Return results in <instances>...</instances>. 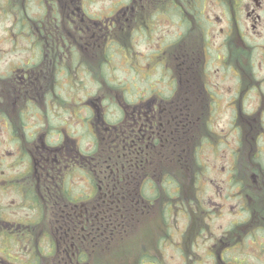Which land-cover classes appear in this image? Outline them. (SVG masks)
Segmentation results:
<instances>
[{
	"label": "flooded vegetation",
	"instance_id": "flooded-vegetation-1",
	"mask_svg": "<svg viewBox=\"0 0 264 264\" xmlns=\"http://www.w3.org/2000/svg\"><path fill=\"white\" fill-rule=\"evenodd\" d=\"M201 1L205 5V0ZM214 1L222 8L221 17L214 20L203 14V7L195 16L193 0H187L185 6L182 0H127L112 5L105 14L93 13L84 0H30L26 19L9 15L11 32L25 37L29 44V60L0 75V117L6 120L14 111L11 106L20 103L31 111V118H36L26 125V192L19 190L20 186L16 192L25 202L28 197V205H23L27 211L39 209L34 202H41L43 225L33 237L30 231L35 232L39 226L34 224L36 219L17 222L29 232L21 236L13 230L5 237L27 240L29 250L24 256L28 261L44 262L50 256L58 264L94 261L108 256L105 248L113 237L118 240L117 235L127 242L128 261L124 264L140 257L141 264H162L165 246L171 247L174 239L171 249L184 261L191 259L186 245L199 236L210 245L211 264H255L256 255L249 261L241 252L249 228L254 230L252 240L264 256L263 164L251 167L250 174L243 175H249L246 181L242 180L235 167L239 159L236 148L232 152L235 163L224 180L231 187L226 193L210 196L206 176L199 180L198 190L192 188L195 132L202 128L199 118L207 99V112L212 111L213 103L230 100L237 139L240 144L245 141L251 145L249 160L252 156L253 160L259 158V141L264 138V126H253L247 118L251 112L247 113L243 105L250 96L264 101V0ZM153 5L158 14L180 15L172 39L164 37L165 43L153 50L160 53L153 67L157 77L153 80L144 73L150 82L141 92L133 95L127 90L117 97L121 111L114 122L104 120L100 98L83 102L74 96L70 108L62 114L58 107L66 102L62 92L69 85L64 76L79 69L80 75L81 71L89 75L83 67L84 58L99 62L112 59L109 53L113 50L114 29L123 30L137 12ZM93 52L98 54L96 58ZM213 76L221 77L224 87L220 91L212 85ZM227 81L232 85H225ZM162 84L167 86V93ZM57 100L62 105L55 107ZM83 112L89 113L85 119ZM82 124L99 138L85 148L80 143ZM251 133L257 136L247 140ZM163 170L170 171L171 190L162 189ZM71 177L83 181L84 189L81 184L67 183ZM8 179L15 189L17 179ZM33 187L35 191L28 192ZM178 194L184 195L179 201ZM230 201L233 204L227 205ZM157 210L171 213L170 217L176 224L182 221L183 227H168L163 237L154 240L151 260L148 254L131 253L128 245L140 233L133 229L135 222L136 227H144L147 217ZM226 213L232 214L228 227L206 226L208 220L211 223ZM118 219L122 231L114 232L120 226ZM0 222V232L11 225L7 218ZM41 240L47 247L39 250ZM18 260L0 253V264Z\"/></svg>",
	"mask_w": 264,
	"mask_h": 264
},
{
	"label": "rangeland",
	"instance_id": "rangeland-1",
	"mask_svg": "<svg viewBox=\"0 0 264 264\" xmlns=\"http://www.w3.org/2000/svg\"><path fill=\"white\" fill-rule=\"evenodd\" d=\"M127 0H85V5L88 6V9L92 10L93 13L105 14L107 9H113L112 5H116V3L122 4ZM186 4L187 0H183ZM15 3V2H14ZM189 3V1H188ZM14 6L11 2L0 1V75L5 74L14 68L15 65L20 64V62H26L29 60L28 48L29 44L25 37H20L14 32H11L9 28L10 18L9 15L14 9ZM33 9L34 7L31 6ZM203 7V14L207 15L210 19L214 20L215 18H220L222 13V8L219 4H217L214 0H205V5ZM194 8H195V16L196 12L199 8V1L194 0ZM146 11H139L136 13L135 18H130L131 20L128 22L127 26H124L125 39L122 41L117 35L115 31H113V38L116 41L123 44L122 47L119 46L120 51L114 52L113 59H110V64L108 67L103 65L102 71L98 68L99 61L88 60L86 58L83 59L85 62V66L90 69L97 70L99 74H102V77L108 80V83L112 88L115 89L116 86H121V89L116 90H107L108 93H103L104 95H108L105 97L102 92L98 90V78L95 73V77L92 75H84L80 69L75 73H72L68 76H64L68 79L69 85L64 87L62 92L63 96H65L66 102H63L61 108V113L63 114L64 110L70 108V101L74 96H77L81 101L87 99L100 98L101 100H107L102 104V111L104 118L108 123L114 122L117 117L116 107L114 108L111 100H109L111 94H119L122 92L123 86H125V91H129L130 94H135L141 92L143 88L147 86V83L150 82L149 79H146L142 73L149 74L150 79H155L157 77L156 72L153 67L155 64V57H158L160 53H154L153 50L159 47L161 43H165L164 37L167 40L172 39V34L178 29V19L174 15H170L168 13L158 14L156 11V7L153 5L150 8H145ZM193 15V14H192ZM194 16V15H193ZM194 16V17H195ZM122 27V26H120ZM115 35V37H114ZM117 37V38H116ZM119 38V39H118ZM193 38L196 39V33H193ZM118 39V40H117ZM120 43H118L120 45ZM123 48H126L124 50ZM122 49V52H121ZM152 51V52H150ZM98 54L96 52L92 53V57H97ZM111 58V54L109 56ZM157 60V58H156ZM109 63V61H108ZM216 64V63H215ZM100 70V71H99ZM211 70V69H210ZM212 71V70H211ZM102 72V73H101ZM81 81L76 85V81L79 79ZM90 77V79H89ZM102 78V79H103ZM75 80V81H74ZM72 81V82H71ZM104 81V79H103ZM221 77L213 76L212 77V85L218 86L215 88L217 90H221L222 86ZM163 85V84H162ZM225 85H232L231 81L225 82ZM162 89L167 93V86L163 85ZM124 94V93H123ZM122 94V95H123ZM226 100H220L217 103H213L212 111L207 112L206 103L205 112L199 120L202 122V130L205 127V131L202 133L199 132L198 138L200 142V146L197 150V158L199 162L202 164V175L206 176V189L209 190V195L213 196L214 192L226 193L229 185L225 183V177L227 176L229 168H233V159L232 154L233 151H236L239 154L238 165L235 163V167L240 171L242 175L240 178L246 181L247 177H244V174H250L249 165L252 163L254 166L262 167L264 165V138L261 139L258 151L259 157L258 159L261 162H257L253 160V156L251 157V163L248 159L250 157L251 145L246 143L245 141L240 144V139H237V131L235 129L232 110L229 106L232 105L228 98ZM57 103H54L55 107L58 105H62V102L57 100ZM209 101V100H208ZM66 104V105H65ZM244 108L247 113H250L247 117L253 126L261 127L264 126V101H257L253 98V96L248 97L244 103ZM113 106V107H112ZM13 108V113H11L6 120H2L0 117V221L4 218H7L8 221H11V225L7 227H3L0 232V253H8L11 256L19 257L21 260L12 261V264H30V262L25 258L24 254L28 253L29 247L26 245L27 240L24 238L23 240L14 238L7 239L5 236L14 233L25 236L29 230L26 229L25 225H17V222L25 223L26 221H35L34 224L37 223V229L30 231L33 234V237L36 236L42 227V221H40V217L42 216L41 212L32 210L27 211L23 205H28V197L21 200V193L16 192V187L20 186L18 189L21 191H25L24 185L26 181L29 179V174H27V162L24 158L23 152L25 150L28 151V138L27 137V124H30L32 120H36V118H31L32 113L28 109L26 110L20 103L17 106H11ZM261 110V115L257 114V110ZM0 111H3L0 108ZM18 116H14V114ZM85 113L82 114V116ZM251 115V116H250ZM67 116V114H64ZM41 118V116H38ZM23 122H25L23 124ZM34 125V124H33ZM83 128V124H82ZM81 128V132H79L81 136V148H85L89 146L90 138H88V132L86 128ZM255 134H249L246 139L251 140V136ZM257 136V135H255ZM207 137V139H205ZM53 138V137H52ZM88 138V139H87ZM235 157V155H234ZM256 157V156H255ZM254 157V159H255ZM262 166H261V165ZM252 170V169H251ZM21 175V179L19 178ZM8 177H12V179H17L15 183V189L13 185H11ZM15 177V178H14ZM67 183L79 185L81 184V189H84V182L80 181L78 178H68ZM226 187V188H225ZM231 188V187H230ZM35 188L33 187L28 192H34ZM28 194V193H27ZM232 195L231 191L230 194ZM27 196V195H26ZM29 196V195H28ZM30 196H33L30 194ZM29 196V197H30ZM180 199H178L179 201ZM25 202V203H24ZM22 203V205H21ZM233 201L227 202V205H232ZM170 214L164 215L162 211L157 210L154 215H149L147 218L146 225L144 227H135L134 230H139L140 238H136L128 247L132 252L140 254H148L151 260H154V256L151 254L154 249V240L159 237H163L165 233V229L170 227L171 229H176V227L182 228V221H177L173 217H170ZM217 216V215H216ZM232 218V214L226 213L223 217L217 219L215 218L211 223L209 220L207 221V227H219L223 226L224 228L228 227L230 223H228ZM0 222V226H1ZM140 225V224H139ZM185 225V224H184ZM249 238L244 239L241 242V252L242 256L246 257L249 261L250 258L256 255L257 260L253 262L255 264H264V256L261 255V248L258 243L253 241L252 233L254 230L249 228L246 230ZM36 233V235H34ZM42 233V232H41ZM244 237V236H243ZM197 239V241H196ZM202 237L194 236L191 242H188L186 247H188V251L191 257L184 261L180 260V254L176 255L172 251L173 241H171V247L165 246L166 251L164 257L161 258L163 260L162 264H211V258L209 259V255L211 253L210 245L208 243L205 244V241L201 240ZM39 250L47 247L46 242L40 241ZM123 241H119L109 247L106 253H109L108 258H101L91 262V264H123L124 261H128L127 258L123 256V249H117L115 247L120 246ZM196 244V246H194ZM199 244V245H197ZM45 245V246H44ZM32 250V247H30ZM113 250V251H112ZM48 253V249L46 250ZM151 252V253H149ZM208 254V256H206ZM260 259V260H259ZM136 264V261L130 260L127 264ZM44 264H58L55 263L49 257L48 261L43 262ZM35 264V263H34ZM86 264H89L87 262Z\"/></svg>",
	"mask_w": 264,
	"mask_h": 264
},
{
	"label": "trees",
	"instance_id": "trees-1",
	"mask_svg": "<svg viewBox=\"0 0 264 264\" xmlns=\"http://www.w3.org/2000/svg\"><path fill=\"white\" fill-rule=\"evenodd\" d=\"M1 1V0H0ZM4 2H11V4H13L14 6H12V8L14 9L10 14H12V15H14V16H16L17 17V19L18 20H20V19H26L27 17H28V11H29V8H28V2L30 1V0H3ZM15 2V3H14ZM27 5V6H26ZM117 38V37H116ZM119 39V38H118ZM117 39V40H118ZM121 39V38H120ZM122 40V39H121ZM123 41V40H122ZM117 44L118 43H120V42H116ZM119 45V44H118ZM120 47H122L123 46V44L122 43H120V45H119ZM106 55V54H105ZM98 68H100V70L102 71V68H103V64L101 65V67H99V66H97ZM88 69V71H87V73L88 74H90V75H92L93 77H95L94 75H95V73L97 74V77L96 78H98V90H99V92H102V94L103 93H108L107 92V90H111V91H113V90H116L117 92H118V89H121L122 87L121 86H116L115 87V89L114 88H112L109 84H107L108 83V80L107 79H105V78H103L102 77V74H99L98 73V71L97 70H93V69H90V68H87ZM99 70V71H100ZM102 73V72H101ZM104 79V81H103V79ZM122 92H120V90H119V93H121L120 95L122 96V94L124 93L125 94V89H124V87H123V89L121 90ZM104 95V94H103ZM109 95V94H108ZM108 95H104L105 97H107ZM110 97L111 98H109V100H111L112 102H114V103H112L113 104V106H114V108L116 107V112H117V115L120 113V111H121V107H120V105H119V103L117 102L118 100H117V97H119V94H111L110 95ZM105 102V101H104ZM109 101H107V103H108ZM112 106V107H113ZM105 119V118H104ZM106 120V119H105ZM165 181H167V182H169L170 180H171V176L169 175V171L168 170H165ZM34 201H37L36 199H34V198H32ZM35 203V206H38V208L39 209H37L38 211L41 209V207H42V204H41V202H34ZM36 221H37V219H36ZM113 221H114V219H113ZM117 222H120V226H119V228H121L122 227V223H121V219H118V221ZM120 230V229H119Z\"/></svg>",
	"mask_w": 264,
	"mask_h": 264
}]
</instances>
